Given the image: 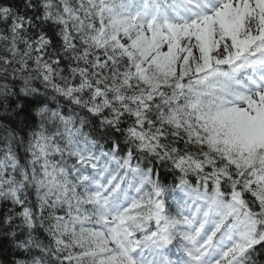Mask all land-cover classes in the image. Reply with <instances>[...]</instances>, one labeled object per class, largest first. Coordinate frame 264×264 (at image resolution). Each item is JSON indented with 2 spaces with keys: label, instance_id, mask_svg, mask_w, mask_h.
<instances>
[{
  "label": "snow or ice",
  "instance_id": "snow-or-ice-1",
  "mask_svg": "<svg viewBox=\"0 0 264 264\" xmlns=\"http://www.w3.org/2000/svg\"><path fill=\"white\" fill-rule=\"evenodd\" d=\"M0 264H264V0H0Z\"/></svg>",
  "mask_w": 264,
  "mask_h": 264
}]
</instances>
